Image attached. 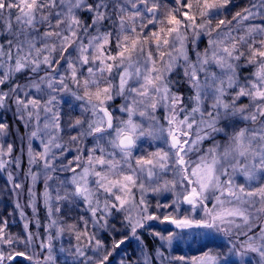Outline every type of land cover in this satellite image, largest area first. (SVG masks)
<instances>
[{"label":"snow or ice","instance_id":"1","mask_svg":"<svg viewBox=\"0 0 264 264\" xmlns=\"http://www.w3.org/2000/svg\"><path fill=\"white\" fill-rule=\"evenodd\" d=\"M230 6L0 0V172L23 189L10 169L26 156L28 206L35 216L41 200L49 218L46 237L34 234L17 202L25 234L0 223V264H58L65 233L71 264H113L121 252L119 264H264V0ZM180 72L187 97L171 78ZM9 112L25 129L19 155ZM62 203L88 218L66 225ZM144 232L160 241L154 251ZM181 241L199 254L174 255Z\"/></svg>","mask_w":264,"mask_h":264},{"label":"rangeland","instance_id":"2","mask_svg":"<svg viewBox=\"0 0 264 264\" xmlns=\"http://www.w3.org/2000/svg\"><path fill=\"white\" fill-rule=\"evenodd\" d=\"M168 2L170 3L171 0H168ZM247 4H248V0H234V6H230V12L234 13L235 11H238L240 8L245 7ZM206 42H207V38L205 37V38H203L202 42L200 43L201 49H203L206 46ZM250 71H251V69H245L244 70L245 74H247ZM122 102L123 101L121 99H119V98L116 99L113 102V107L117 108ZM68 108H69V104H63V109L65 111H67ZM78 112H79V109L77 108L75 114H78ZM117 115H119L118 112H117ZM6 120L9 124L12 125V135L10 137L6 138L7 142L11 143V142L15 141L16 151L14 152V155H19L20 140L18 137L20 135L24 134L25 129L23 128L22 125H20L19 131H17V122L14 120V118L12 117L10 112L6 114ZM72 134H75V132H73ZM64 139H65V141H67V139H68L67 134L64 135ZM34 143L36 145H38L39 141H36ZM87 143H89V144L91 143L90 138L88 139ZM205 146H207V144ZM25 147H26V145H25ZM142 147L148 148V142H145L142 145ZM67 155H68V158H71L73 155H75V152L74 151L69 152ZM10 171H12L14 173V175L17 177L18 183L23 182L24 188L21 190L13 191L12 184L7 182V172L6 171L0 172V223H2L3 221H7V231H9L13 234L24 235L25 234L24 233V224H25L26 220L21 218V215H20L21 209L23 210V212L27 218V222L29 224V228H28L29 231H31V229H30L31 223H34V221H35V218H33V216H34L33 210L30 206H28L29 205V195H28L27 189L31 185V181H30V179L26 180L24 177V173H26L28 171L26 156H25L24 162L22 163V166L20 169H16L15 167H13L10 169ZM70 175H71L70 173H61L60 177H61V179H64L66 176H70ZM53 186L55 187V184H53ZM35 187H36L37 196H39V194L43 192V179H41L36 184ZM17 192H19V196H17ZM148 198L152 201L153 205H155L156 197L153 196L152 194H149ZM171 199H172V195L170 193H164L161 197L162 202H170ZM17 202H19V204L21 205V209L16 208ZM38 207H41L42 210L44 209V211L46 212L45 217L47 218V221H46L45 226H44V231H45L46 226L49 223L48 211H47V208L44 206V204L41 200L37 201V209H38ZM60 207H61V212L58 215L61 218L62 222L65 223L66 225L77 223L79 221V217L81 215H84L86 219L88 218L87 214L83 212L82 206H80V205H70L68 203H62L60 205ZM183 207H188V206L184 205ZM39 223H40V221H39ZM114 223H116L117 228L120 227L119 220L114 221ZM153 228H154V230L159 231V230H163V229H173L174 225H171L168 223L160 224L158 222H153ZM105 236L107 237V234H105ZM41 237H46V231H45L44 235ZM153 240L156 242V245H155L156 248H158L160 241L158 239H154V238H153ZM188 240L191 241V237H188ZM54 243L56 246V253L59 256L58 264H71V258L66 256V254H64V253H60L59 249L62 246L67 248V247H69L70 244H75L74 236H72L68 233H65L64 235H62L61 237L56 239L54 241ZM217 243H221V241H217ZM209 247H212V245H209ZM134 248H135V243L129 245L127 247L126 251L130 255H132ZM198 249H199V245L196 243H193L191 246V249H190L188 246V243L181 241L179 244V247L174 252V255H181V254L198 255L199 254ZM152 251H154V250H152ZM121 255H123V252H121L120 255H116L114 257L113 264H119V260L121 258ZM20 260L22 261L23 258H20ZM247 260H248L249 264H258V257L255 255L249 256L247 258ZM18 264H19V262H18Z\"/></svg>","mask_w":264,"mask_h":264},{"label":"trees","instance_id":"3","mask_svg":"<svg viewBox=\"0 0 264 264\" xmlns=\"http://www.w3.org/2000/svg\"><path fill=\"white\" fill-rule=\"evenodd\" d=\"M173 80L177 81L176 88L179 89L186 97L190 95V91L188 90L187 84L183 81V74L182 72L178 74H173L171 77ZM46 212L44 209L42 210L41 207H38L34 223H31L30 229L32 233H39L40 236H43L45 231H44V226L47 221V218L45 217ZM36 219L40 221L39 226H37ZM143 241L147 245V248L149 250H155L156 249V242L153 240L152 236L149 235L147 232L143 233Z\"/></svg>","mask_w":264,"mask_h":264}]
</instances>
